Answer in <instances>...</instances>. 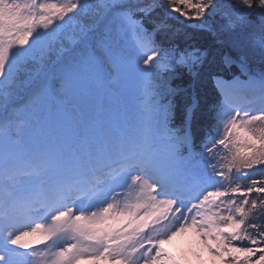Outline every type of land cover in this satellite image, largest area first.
<instances>
[{
  "label": "snow or ice",
  "instance_id": "snow-or-ice-1",
  "mask_svg": "<svg viewBox=\"0 0 264 264\" xmlns=\"http://www.w3.org/2000/svg\"><path fill=\"white\" fill-rule=\"evenodd\" d=\"M192 260L264 264V0H0V264Z\"/></svg>",
  "mask_w": 264,
  "mask_h": 264
},
{
  "label": "rangeland",
  "instance_id": "rangeland-1",
  "mask_svg": "<svg viewBox=\"0 0 264 264\" xmlns=\"http://www.w3.org/2000/svg\"><path fill=\"white\" fill-rule=\"evenodd\" d=\"M130 103H131V105L135 108V104H134L133 102H131V101H130ZM179 243H180V241H176V242H174L173 244L166 245L165 247H166L169 251H175L176 246H177V244H179ZM191 264H197V262H196L195 260H192Z\"/></svg>",
  "mask_w": 264,
  "mask_h": 264
}]
</instances>
